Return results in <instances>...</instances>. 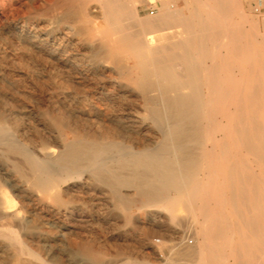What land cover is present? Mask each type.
Wrapping results in <instances>:
<instances>
[{"label": "bare ground", "instance_id": "bare-ground-1", "mask_svg": "<svg viewBox=\"0 0 264 264\" xmlns=\"http://www.w3.org/2000/svg\"><path fill=\"white\" fill-rule=\"evenodd\" d=\"M74 1H69L72 10L86 11L89 2L93 11L100 10L108 34L102 36L103 42L92 44L90 57L113 67L129 90L110 92L105 109L98 107L94 117L87 113L96 121H85L97 129L67 120L63 127L73 137L61 147L45 136L40 137L38 148L30 147L10 132L0 112L1 153L13 155L14 169L25 179L17 188L33 215L15 214L10 200L0 198V264L9 257L13 264L23 263L25 254L42 264L38 248H52L57 239L45 223L71 218L84 188L93 191L89 193L92 200L98 189L105 190L113 210L127 209L135 197H144V205L163 209L177 225V209L183 207L200 224L195 244L186 240L174 250L184 264H264V32L259 31L257 16L245 13L240 0H193L194 7L186 6L188 0L185 7L161 0V7L146 16L125 0H82L79 5ZM129 25L134 28L130 30ZM166 29L173 30L163 35L164 42L152 34ZM128 60L133 64H127ZM235 68L241 78L236 77ZM149 136L153 139L148 140ZM242 152L257 162L258 172L251 171L250 157ZM83 251L93 256L89 264L101 263L93 247ZM145 253L151 261L153 254ZM149 260L127 256L113 264H148Z\"/></svg>", "mask_w": 264, "mask_h": 264}, {"label": "rangeland", "instance_id": "rangeland-1", "mask_svg": "<svg viewBox=\"0 0 264 264\" xmlns=\"http://www.w3.org/2000/svg\"><path fill=\"white\" fill-rule=\"evenodd\" d=\"M69 1L70 0H65V1L64 0L63 1L61 0H57V1L56 0H0V4H1L0 5V45H1L0 46V66H1L0 67V74H1L0 75V92L2 93V94L0 93V112H3L4 116L6 117L5 123L6 122L7 123L5 124V126L8 127V129H10V132L12 134L14 133L13 135L16 137H19L20 140L23 139L22 141L26 142L32 148L33 147L38 148L40 146L41 136L48 137V139L53 142L52 144H55V146L61 147L64 140H66L67 138L70 139L73 137V134L69 133L66 127L65 128L63 127V124H67V120L76 121V124L78 126L84 127L86 125L87 129H88L87 125L95 129L96 125H94V123L92 122H95L96 120L95 118H90L89 115L94 117V114H96L98 107L101 109L102 108L105 109L110 104L108 100L106 101V99H108L109 97L110 92L111 93H115V92L122 93L126 90H129L128 87H126L127 82L124 81V79L122 81V78L119 77L117 71L114 70L113 67H111L108 64L106 65L104 63L101 64V63L95 62L94 59L90 57V51H91L92 44L95 45L97 43L103 42L102 36L108 34V26L106 25L105 20L102 17V14L100 13V10L97 9L93 11V8H92L93 4H91L92 2H89V9H87L86 11L82 10L80 7H77L74 10H72L69 7ZM81 1L82 0H75L74 3L79 5ZM125 1L129 5H132V4L136 5L137 11L141 16H146L150 14V13H147L145 9L146 7L145 0L144 1L143 0H125ZM158 1L160 4H158L157 7L160 8L161 0H158ZM174 1L178 7H185L186 5L185 4L186 0H174ZM188 1L189 2L186 6L194 7L193 0H188ZM240 2H241V7L245 11V13L250 14L253 17L257 16V19L259 21V31L264 32V0H240ZM158 8H156V10ZM236 16L237 14H235V17ZM236 18L239 19V16H237ZM246 26L249 27L247 23H246ZM132 28L134 27L132 25L131 26L129 25V29L131 30ZM176 29H178V27H176ZM9 30H11V32H8ZM31 30L34 32H32ZM171 30L173 29H166L164 31H160V32L158 31L152 34L153 36L156 37L158 41H160L161 39V42H164L165 39L163 38V35H165L167 32ZM32 33L35 36L32 35ZM14 34H15V37H14ZM118 34L119 33H114L113 35L115 36ZM31 35L33 39H31ZM24 40L26 43L22 42ZM51 43H52V46L48 45ZM41 44L43 45L40 46ZM17 53H18V56H17ZM56 61L58 63H56ZM75 64L77 65L79 64L78 65L79 68ZM127 64L132 65L133 62L131 60H128ZM46 66L47 68H45ZM37 67L38 68L40 67L39 69H41L43 72L39 70ZM81 67L84 70H82ZM90 67H91V70H90ZM66 69H67V72H66ZM74 72L76 74H74ZM238 72H239V69L235 68L234 73H236V77L241 78V74L240 72L238 74ZM37 73H39L40 75H38ZM84 78H87V79H84ZM100 81L103 83H101ZM33 84H35L36 86ZM103 85H104V88H103ZM50 86L53 88H51ZM28 90L31 92H29ZM68 92L70 94H68ZM135 92L136 91H133V93ZM16 95H17V99H15ZM78 95H81V99H80V96L78 97ZM82 99L83 101L84 100L85 101L83 102ZM12 100H14V102ZM26 100L27 102H25ZM81 105L85 107H82ZM39 106H42V107H39ZM49 108L51 110H49ZM136 108L138 109V107ZM70 110L72 111L71 113H70ZM50 112H52L53 117H56L57 120L59 121L58 125L52 122L53 120H51L50 118L51 117ZM47 114H48V117H47ZM69 115L71 117H69ZM85 118L92 120V122L90 120H88L89 122L85 121ZM27 121H29L30 123ZM40 121L42 123H40ZM32 125L33 126L36 125V126L32 127ZM136 127L137 125H135V127L133 128H136ZM18 130H19V133H17ZM60 130H63L62 136H60ZM36 131H38V133ZM64 137L65 139H63ZM151 139L153 138H150L149 136L148 140H151ZM27 141L30 143H28ZM1 151H2V145L0 144V155H1L0 156V165H1L0 166L1 167L0 168V178H1L0 179V198L1 199L7 198L10 200L12 204V207H11L12 211H14L15 214L22 216V214L24 213L23 214L24 216L26 215V216L32 217L33 215L30 212L27 199L24 197L22 193L23 191L21 189H18V188H21L19 186L20 184L24 183L23 180L25 179L21 177L18 174V172L14 169V166H13L14 159L12 157L13 155L8 157L4 155L3 153H1ZM242 154L248 155L250 157L247 160V162H249V164L255 167V168L253 167L251 171L258 172L260 169L256 167L257 165L255 163L257 162L252 158V156L246 152L245 153L242 152ZM63 184L64 183H62L60 186H62ZM86 189L84 188L85 192L81 193V195L78 196V198H76L77 203L75 202L74 204H75V207L77 208L74 209L75 211L73 212V215L71 218H69L68 220H67V217L55 219L54 224L45 223L46 224L45 226H47L50 229V231H52L53 235L55 234L57 236V239L55 240L56 242L54 243L55 247L53 246L52 248H48V249L38 248V253L41 258L42 264H84V263L89 264L90 263L89 261L93 259L92 258L93 256L92 255L87 256L88 253L83 250L85 248H90V247L91 248L93 247L94 249L98 251L97 255L98 256L100 255L98 257L101 262L100 264L119 263L120 261L124 260L127 256L137 257L141 261H148L150 258H148L145 251H150L154 257V258L153 257L151 258V261L149 260L148 264H184V261L176 259L174 250L186 244L184 243L186 242V240L191 242V243L189 242L190 245H194L195 242L199 239L198 229H200V224L194 217L188 215V213L186 212L185 209H183V207H180V208L178 207L177 209L178 210L177 213L179 215V220L181 223L177 225L176 223L172 222L168 218L166 212L163 209L156 207V206L144 205V202L146 201L144 197H138V198L135 197L134 200L131 201L127 209L117 207L115 208V210H113L112 203L110 199L108 198L105 190L98 189L97 190L98 193L96 192V196H94L92 200L90 199L91 197L89 193L93 191L92 190L90 191V189L88 188ZM34 190L37 191L39 194H42V192L39 189L34 188ZM83 199H85V202ZM88 206L89 208H87ZM173 224L175 225L173 226ZM182 224H185V225H182ZM87 225H90V226H87ZM66 248H68L67 251L65 250ZM9 259L10 257L7 258V260H5L4 263L13 264V261ZM23 259H24L23 263H20V264H36L37 263L35 261L30 260L29 256L26 254L23 255ZM72 260H75V261H72ZM115 260L117 262H115Z\"/></svg>", "mask_w": 264, "mask_h": 264}, {"label": "built area", "instance_id": "built-area-1", "mask_svg": "<svg viewBox=\"0 0 264 264\" xmlns=\"http://www.w3.org/2000/svg\"><path fill=\"white\" fill-rule=\"evenodd\" d=\"M144 1V0H143ZM147 13L153 14L156 11L159 1L158 0H145Z\"/></svg>", "mask_w": 264, "mask_h": 264}]
</instances>
